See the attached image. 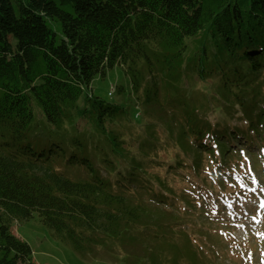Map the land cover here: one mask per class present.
I'll return each mask as SVG.
<instances>
[{
	"label": "trees",
	"instance_id": "1",
	"mask_svg": "<svg viewBox=\"0 0 264 264\" xmlns=\"http://www.w3.org/2000/svg\"><path fill=\"white\" fill-rule=\"evenodd\" d=\"M115 67L126 104L91 87ZM242 149L264 165V0H0V264H36L34 214L82 257L213 264Z\"/></svg>",
	"mask_w": 264,
	"mask_h": 264
},
{
	"label": "rangeland",
	"instance_id": "2",
	"mask_svg": "<svg viewBox=\"0 0 264 264\" xmlns=\"http://www.w3.org/2000/svg\"><path fill=\"white\" fill-rule=\"evenodd\" d=\"M116 84L126 85L124 75L118 67L107 71L104 78L95 77L91 87L93 93L103 99L126 104V96L123 97L117 93L111 96L108 95L113 85L115 86ZM203 86L204 84L201 82L195 84V87L198 88ZM127 96H129L128 93ZM241 156V159L232 158V164L237 162L240 165L237 169L231 171L232 177L237 180L236 183L243 187L239 193L238 190L234 191L238 195L237 200H240V202L232 208L229 203L233 202L234 198L227 197L224 202L216 200L219 208L213 209L214 215H219L223 220L218 221L220 224L215 222H204L203 224L205 228L207 227L212 232L217 233V236L214 235V239L211 238L214 240V252L217 253L211 255L213 264H264V240L262 242L256 241V239L264 238V208H260V206L264 205V165H256L255 161L257 162L259 159H255L243 149ZM262 162L264 163V160ZM201 171L204 174L203 170ZM205 183H212L211 179L207 178ZM176 184L177 186L173 184L174 187L182 185L178 179ZM184 187L186 186H182V188ZM225 187L229 188L227 182H225ZM254 188L260 193L254 191ZM255 193L262 195L259 197V200H261L259 206ZM179 205H182V202ZM247 208H251V210L247 211ZM180 214L181 216L183 215L182 220L185 222L188 220L185 224L189 228V215L183 212ZM233 214L237 217L236 225L228 218L233 216ZM205 217L208 218L210 216L206 214ZM189 229L196 243L209 252L208 247H211L210 245L212 244L209 243L204 235L196 232L195 227L190 226ZM11 231L30 245L32 259L36 264H119L117 259L120 256L117 255L119 251L116 245L99 248L97 250L98 257L93 258L89 255L82 257L75 253L66 243L53 238L48 228L39 221L36 214L28 220L12 222ZM218 233L222 234V236ZM173 239L180 251L183 252L182 238L178 235H173ZM164 250H166V246H164Z\"/></svg>",
	"mask_w": 264,
	"mask_h": 264
}]
</instances>
